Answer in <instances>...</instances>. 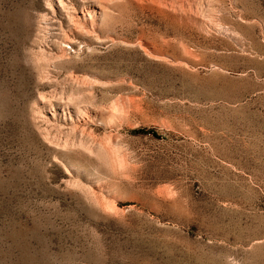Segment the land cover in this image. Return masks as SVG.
<instances>
[{"label":"rangeland","instance_id":"rangeland-1","mask_svg":"<svg viewBox=\"0 0 264 264\" xmlns=\"http://www.w3.org/2000/svg\"><path fill=\"white\" fill-rule=\"evenodd\" d=\"M0 264H264V0H0Z\"/></svg>","mask_w":264,"mask_h":264}]
</instances>
